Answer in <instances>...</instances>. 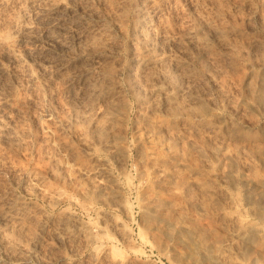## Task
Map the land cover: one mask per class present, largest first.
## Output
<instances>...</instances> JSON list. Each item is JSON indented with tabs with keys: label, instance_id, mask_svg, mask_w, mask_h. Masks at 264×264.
Here are the masks:
<instances>
[{
	"label": "rangeland",
	"instance_id": "obj_1",
	"mask_svg": "<svg viewBox=\"0 0 264 264\" xmlns=\"http://www.w3.org/2000/svg\"><path fill=\"white\" fill-rule=\"evenodd\" d=\"M0 264H264V0H0Z\"/></svg>",
	"mask_w": 264,
	"mask_h": 264
},
{
	"label": "bare ground",
	"instance_id": "obj_2",
	"mask_svg": "<svg viewBox=\"0 0 264 264\" xmlns=\"http://www.w3.org/2000/svg\"><path fill=\"white\" fill-rule=\"evenodd\" d=\"M105 166H106V165H105ZM106 167H107V166H106ZM102 168H103V167H102ZM107 168H108V167H107ZM100 170H101V169H100ZM100 170L94 174V176L96 177L95 180H96L97 178L99 179V177H101V176L103 175V174H102L103 171H100ZM104 170H105V169H104ZM86 171H87V170H86ZM92 171H93V169H92ZM107 171H108V170H107ZM80 172H81V171H80ZM85 173H86V172H85ZM89 173H90V172H89ZM89 173H88V174H89ZM101 174H102V175H101ZM85 175H86V174H85ZM109 175H110V174H109ZM94 176H92V177H94ZM88 177H89V176H88ZM90 177H91V176H90ZM104 178H107V177L105 176ZM92 179H93V178H92ZM92 179H90V181H91ZM93 180H94V179H93ZM107 181H108V180H107ZM96 182H97V181H96ZM99 182L101 183L100 180H99ZM102 182H104V180H103ZM94 183H95V182H94ZM100 183H97V185L100 184ZM107 183H109V182H106V184H107ZM92 184H93V182H92ZM103 184H104V183H103ZM100 185H101V184H100ZM100 185H99V187H100ZM94 186H96V185H94ZM105 187H106V186H105ZM107 188H108V186H107ZM95 189H96V187H95ZM102 189H103V187H102ZM102 189H101V191H103ZM96 190H97V189H96ZM96 190H95V191H96ZM105 190H106V189H105ZM108 190H109V189H108ZM98 192H99V191H98ZM112 192H113V191H112ZM116 194H118V193L116 192ZM126 205H127V204H126Z\"/></svg>",
	"mask_w": 264,
	"mask_h": 264
}]
</instances>
